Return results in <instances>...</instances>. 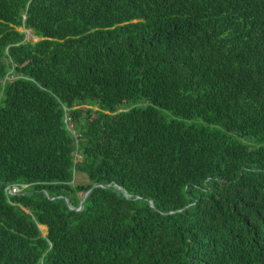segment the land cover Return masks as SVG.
<instances>
[{
	"label": "trees",
	"instance_id": "trees-1",
	"mask_svg": "<svg viewBox=\"0 0 264 264\" xmlns=\"http://www.w3.org/2000/svg\"><path fill=\"white\" fill-rule=\"evenodd\" d=\"M0 264H264V0H0Z\"/></svg>",
	"mask_w": 264,
	"mask_h": 264
},
{
	"label": "rangeland",
	"instance_id": "rangeland-1",
	"mask_svg": "<svg viewBox=\"0 0 264 264\" xmlns=\"http://www.w3.org/2000/svg\"><path fill=\"white\" fill-rule=\"evenodd\" d=\"M19 31L26 33V40L27 41H31L33 43H36V42H38L40 40L39 38H37V37L34 36V34H33L32 31H27V30H23V29H20ZM75 179L76 180H75L74 183H77V182H79V183H86V182H88L87 181V177L84 174H76L75 175ZM41 230H42V232H43L44 235L47 234V229L45 227L44 228H41Z\"/></svg>",
	"mask_w": 264,
	"mask_h": 264
},
{
	"label": "built area",
	"instance_id": "built-area-1",
	"mask_svg": "<svg viewBox=\"0 0 264 264\" xmlns=\"http://www.w3.org/2000/svg\"><path fill=\"white\" fill-rule=\"evenodd\" d=\"M8 191H9V193H11V194H16V193H18V192H21V189L19 188V187H13V188H10V189H8Z\"/></svg>",
	"mask_w": 264,
	"mask_h": 264
},
{
	"label": "water",
	"instance_id": "water-1",
	"mask_svg": "<svg viewBox=\"0 0 264 264\" xmlns=\"http://www.w3.org/2000/svg\"><path fill=\"white\" fill-rule=\"evenodd\" d=\"M97 185H95L94 187H96ZM88 194H86V196H87ZM86 196L84 197V199H83V201H82V203H81V206H80V208H83V206H84V202H85V199H86Z\"/></svg>",
	"mask_w": 264,
	"mask_h": 264
}]
</instances>
